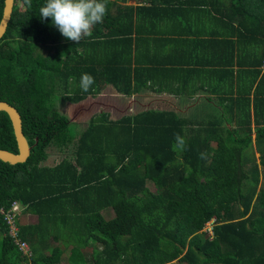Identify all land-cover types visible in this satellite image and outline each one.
<instances>
[{"label":"trees","instance_id":"1","mask_svg":"<svg viewBox=\"0 0 264 264\" xmlns=\"http://www.w3.org/2000/svg\"><path fill=\"white\" fill-rule=\"evenodd\" d=\"M45 3L15 0L0 41V100L18 109L33 147L24 163L0 160V206L19 201L38 217H19L33 251L27 257L0 214V264H264V0H108L103 22L77 44L41 19ZM171 6L201 10L227 45L230 61L216 63L238 88L219 89L231 96L220 100L221 114L152 109L114 120L101 112L79 131L59 105L97 96L108 84L126 95L168 90L169 82L180 84L176 93L187 89L176 77L182 69L160 73L134 52L141 22ZM3 9L0 0V21ZM83 73L95 79L87 92L79 87ZM176 133L187 150L173 151ZM50 147L70 152L50 165ZM0 149L19 151L5 111ZM213 218L211 235L203 229Z\"/></svg>","mask_w":264,"mask_h":264},{"label":"crops","instance_id":"2","mask_svg":"<svg viewBox=\"0 0 264 264\" xmlns=\"http://www.w3.org/2000/svg\"><path fill=\"white\" fill-rule=\"evenodd\" d=\"M150 1L119 0L123 5L134 6L149 4ZM201 13L197 8L171 6L166 12L151 14L141 22L142 32L135 39L134 44L137 46L134 52L144 62L158 64L160 73H163L164 68L182 69L176 73V77L187 86V89L181 91L185 96L172 90L157 92L151 88H145L143 93L159 95L160 103L170 106L182 116L202 118L206 115L219 116L222 111L220 100L226 98L227 102L231 97L220 90L233 88L237 91L235 86L238 88V82L225 79L229 69L216 63L230 61L227 45L216 41V24H213L210 17L206 20ZM238 70L236 68L235 73ZM248 83V72L241 71L240 86L246 88ZM220 85L222 87L218 88ZM237 111L235 108L234 114ZM253 137L255 139V133Z\"/></svg>","mask_w":264,"mask_h":264},{"label":"water","instance_id":"3","mask_svg":"<svg viewBox=\"0 0 264 264\" xmlns=\"http://www.w3.org/2000/svg\"><path fill=\"white\" fill-rule=\"evenodd\" d=\"M14 5L15 0H4L3 15L0 21V41L7 32ZM159 97V95L154 93L151 95L142 91L126 95L121 93L113 84H108L97 96L90 95L78 102H67V107L63 114L73 123L78 122V119H87V127L92 117L101 112H107L110 114L111 119L118 120L124 116L137 115L145 110H174L170 106L160 103L161 97ZM158 104L160 105L158 106ZM1 111H5L10 117L19 151L14 153L6 149H0V160L10 164L24 163L31 155L33 147L24 134L22 116L15 106L4 100H0Z\"/></svg>","mask_w":264,"mask_h":264},{"label":"clouds","instance_id":"4","mask_svg":"<svg viewBox=\"0 0 264 264\" xmlns=\"http://www.w3.org/2000/svg\"><path fill=\"white\" fill-rule=\"evenodd\" d=\"M31 7V0H25ZM108 0H46L40 7L42 20L51 18L52 24L67 39L79 43L85 37H91L95 25L102 23L107 15ZM95 79L89 73H83L79 87L87 92L94 85ZM173 151L187 150V141L179 133L174 134ZM203 156V154H201Z\"/></svg>","mask_w":264,"mask_h":264},{"label":"rangeland","instance_id":"5","mask_svg":"<svg viewBox=\"0 0 264 264\" xmlns=\"http://www.w3.org/2000/svg\"><path fill=\"white\" fill-rule=\"evenodd\" d=\"M168 84V86H170V87H168V88H164V89H168V90H173V91H175L176 89H178V87H179V85L180 84H174L173 82H169V83H167ZM210 86H208V88H209ZM181 89V88H180ZM179 90V89H178ZM177 91V90H176ZM182 91V90H181ZM176 94H180L181 96H185L182 92H179V93H176ZM187 94V93H186ZM192 94V93H191ZM160 104H158V106H159ZM66 107H67V103H65V104H62L59 108H60V110L62 111V112H64L65 110H66ZM99 108H100V105H99ZM112 109V108H111ZM110 110V109H109ZM111 111V110H110ZM111 113V112H110ZM111 115L112 116H114L112 113H111ZM78 122H76L78 125H76V128H77V126H78V128L81 126V128H79V131H82L85 127H86V124L88 123V120L87 119H78L77 120ZM80 125V126H79ZM76 128H75V130H76ZM253 136H254V134H253ZM69 152H70V149H67V150H65V151H60V150H58V149H56L55 147H50L49 148V153H50V155H49V158H48V160H47V162L46 163H48V164H51L52 162L53 163H57L58 161H60L64 156H66V155H68L69 154ZM254 153H255V156H256V159H257V162L260 164V153L259 152H257V149H256V145L254 144ZM245 154H247V155H253V150H252V147H250V148H247L246 150H245ZM51 162V163H50ZM250 165V164H249ZM260 183H259V187L260 186H263L264 187V167L260 164ZM148 186L152 189V190H155L156 188H155V186L151 183V182H148ZM104 213L106 214V216H107V218H111L112 216H113V212H112V210H107V211H104ZM36 215H32V214H29V213H23L20 217H21V219L23 220L22 222H27V223H35V222H37L38 221V217L36 216ZM213 219H215V218H213ZM212 219V220H213ZM209 221L207 224H206V226H205V228L203 229V230H206L207 228H208V226L209 225H211L212 226V224H213V222L214 221ZM54 245H56L57 244V242H54L53 243ZM68 254H69V251H67L66 253H65V255H64V262L67 260V256H68Z\"/></svg>","mask_w":264,"mask_h":264},{"label":"built area","instance_id":"6","mask_svg":"<svg viewBox=\"0 0 264 264\" xmlns=\"http://www.w3.org/2000/svg\"><path fill=\"white\" fill-rule=\"evenodd\" d=\"M264 68V64H263ZM26 206L19 201H14L9 208L0 206V214L3 215L8 227V235L14 240L15 244L19 247V250L27 257H32L33 251L28 241L23 240L20 236V226L18 224L19 217L24 213ZM212 221H215L213 219ZM214 223V222H213ZM211 235L213 232V224L209 225L206 229Z\"/></svg>","mask_w":264,"mask_h":264},{"label":"flooded vegetation","instance_id":"7","mask_svg":"<svg viewBox=\"0 0 264 264\" xmlns=\"http://www.w3.org/2000/svg\"><path fill=\"white\" fill-rule=\"evenodd\" d=\"M65 103H67V102L65 101L63 104H65ZM61 105H62V104H60L59 107H60ZM79 126H80V125H79ZM79 128H81V126H80ZM79 128H78V130H79ZM49 155H50V153H49Z\"/></svg>","mask_w":264,"mask_h":264}]
</instances>
